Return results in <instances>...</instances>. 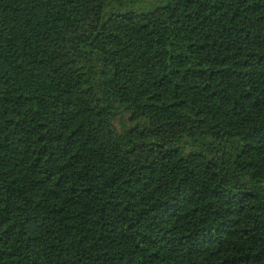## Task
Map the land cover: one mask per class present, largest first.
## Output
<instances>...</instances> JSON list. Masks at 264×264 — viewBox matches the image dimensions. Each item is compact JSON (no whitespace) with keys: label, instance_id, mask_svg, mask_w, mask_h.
I'll use <instances>...</instances> for the list:
<instances>
[{"label":"trees","instance_id":"obj_1","mask_svg":"<svg viewBox=\"0 0 264 264\" xmlns=\"http://www.w3.org/2000/svg\"><path fill=\"white\" fill-rule=\"evenodd\" d=\"M0 264H264V0H0Z\"/></svg>","mask_w":264,"mask_h":264}]
</instances>
